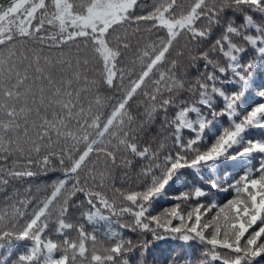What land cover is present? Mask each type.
I'll list each match as a JSON object with an SVG mask.
<instances>
[{"label":"snow or ice","instance_id":"snow-or-ice-1","mask_svg":"<svg viewBox=\"0 0 264 264\" xmlns=\"http://www.w3.org/2000/svg\"><path fill=\"white\" fill-rule=\"evenodd\" d=\"M0 264H264V0H0Z\"/></svg>","mask_w":264,"mask_h":264}]
</instances>
